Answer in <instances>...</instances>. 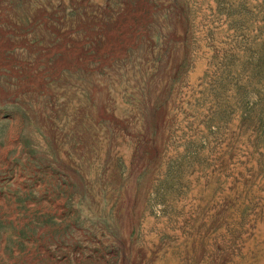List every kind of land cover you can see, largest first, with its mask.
<instances>
[{
	"label": "rangeland",
	"instance_id": "374dc122",
	"mask_svg": "<svg viewBox=\"0 0 264 264\" xmlns=\"http://www.w3.org/2000/svg\"><path fill=\"white\" fill-rule=\"evenodd\" d=\"M0 264H264V0H0Z\"/></svg>",
	"mask_w": 264,
	"mask_h": 264
}]
</instances>
